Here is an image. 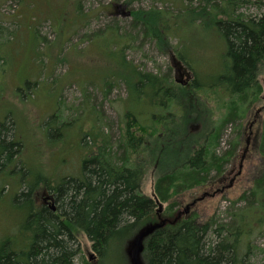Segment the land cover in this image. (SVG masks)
Here are the masks:
<instances>
[{
  "label": "trees",
  "instance_id": "1",
  "mask_svg": "<svg viewBox=\"0 0 264 264\" xmlns=\"http://www.w3.org/2000/svg\"><path fill=\"white\" fill-rule=\"evenodd\" d=\"M196 1L198 5L190 3L176 16L156 7L130 12L134 26L145 37L154 38L162 50H170L177 68L185 64L195 70V78L188 84L172 80L169 74L140 70L123 54L126 40H115L114 30L102 34L108 41L106 55H114L116 67L125 73H113L106 81L108 85L122 81L128 90L122 133L115 141L96 127L83 134L81 140L88 136L94 143L80 142L85 153L81 176L53 182L54 177L40 175L34 184L20 177L28 187L17 191L14 201L26 202L30 210L29 215L23 212V226L18 227L28 239L20 245L15 244V236L10 238L14 243L0 239V264H75L78 232L91 240L98 255L96 264H109L115 246L125 248L118 257L120 264H130L135 236L154 225L157 227L143 240L140 258L144 264H264V260L252 261L253 235L264 226L257 217L264 208V163L253 188L241 197L247 201L246 207L232 212L229 221L204 219L196 211L184 213L180 219L176 214V196L221 176L233 160L241 143V123L234 122L245 116L263 92L259 75L264 67V11L257 16L241 11L249 0ZM258 7L264 10V1ZM77 8L80 12L79 3ZM187 11L195 14V36L216 38L218 57L213 70L202 68L193 54L195 38L186 43V36H180L178 44L184 50L170 45L182 20L192 26ZM2 28L1 34L7 30ZM200 45L195 43V47ZM30 85L28 81L26 86ZM146 104L151 110L144 115ZM190 111L195 112V125L187 123ZM54 113L48 122L60 116L59 111ZM229 122L234 123L237 136L219 153ZM10 128L6 121L0 122L1 175L14 161H21L18 149L23 143L14 133L9 135ZM54 133L50 136H64L57 128ZM261 137L259 150L264 156V123ZM22 164L19 171L25 174ZM149 173L154 180L153 197L141 190ZM41 179L47 185L42 189L56 198L55 211L35 202L34 191ZM165 203L159 211L157 207ZM15 207L18 212L19 206ZM161 219L168 222L159 225ZM260 250L264 252V248Z\"/></svg>",
  "mask_w": 264,
  "mask_h": 264
},
{
  "label": "rangeland",
  "instance_id": "2",
  "mask_svg": "<svg viewBox=\"0 0 264 264\" xmlns=\"http://www.w3.org/2000/svg\"><path fill=\"white\" fill-rule=\"evenodd\" d=\"M259 1L264 0H249L240 10L252 16L261 15L264 10L259 9ZM78 3L80 12H77ZM190 3L198 5L196 0H0V26L7 29L0 33V58H3L0 62V122L6 121L12 130L9 135L14 133L23 143L18 156L26 170L25 174L19 171L23 164L18 159L2 175L0 170V239L15 241L16 245L28 239L20 234L18 227L23 226V212L29 215L30 210L26 202L14 201L17 191L28 187L20 177L34 184L40 175L54 177L53 182L65 176H81L85 153L80 142L94 143L88 136L81 140L83 134L96 127L115 141L122 133L128 90L122 81H113L110 85L106 81L113 78V73H125L116 67L114 55H106L108 41L102 34L114 30L117 32L115 40H126L128 46L123 54L140 70L169 74L178 83V80L182 83L194 80L195 70L185 64L177 68L170 50H162L154 38L145 37L140 27L134 26L130 15L132 10L156 7L168 16H176L184 13L183 8ZM187 12L189 20L193 21L195 14ZM176 28L180 31L171 38L170 45L184 50L185 47L178 44L180 36H186V43L190 37L195 38V43L201 45L191 44L193 54L199 58L197 61L202 68L213 70L218 57L216 38L195 36V21L188 26L182 20ZM179 69L184 74H180ZM259 80L263 87L259 99L241 120L234 122L241 123L238 136L241 143L236 155L221 176L212 177L174 198L179 219L187 210L186 215L196 211L204 219L216 217L226 222L232 212L246 207L247 201L241 197L253 188L264 163L259 150L264 123V67ZM28 81L31 82L29 87L26 86ZM213 98L220 104L217 96ZM150 110L148 104L144 105V115ZM56 111L60 116L48 122ZM188 122L196 124L195 112L190 113ZM234 123L227 124L219 153L227 150L237 136ZM56 128L64 136L51 137ZM46 186L41 179L34 191L36 203L42 201L41 190ZM153 186V175L149 173L141 190L153 197ZM15 205L19 206L18 212ZM166 206L167 203L157 209L162 211ZM257 215L263 226L264 208ZM260 229L253 235L252 261L255 263L264 260V252L260 250L264 248V226ZM15 232L19 236L14 235ZM13 236L15 240L10 239ZM76 237L75 264H96V258L89 259L93 250L91 240L83 232H78ZM211 238L214 237L211 235ZM124 250L115 246L114 259L108 263L120 264L118 257Z\"/></svg>",
  "mask_w": 264,
  "mask_h": 264
},
{
  "label": "water",
  "instance_id": "3",
  "mask_svg": "<svg viewBox=\"0 0 264 264\" xmlns=\"http://www.w3.org/2000/svg\"><path fill=\"white\" fill-rule=\"evenodd\" d=\"M179 72H180V74H184L181 71V69H179ZM178 81L182 83V81H180V80H178ZM160 206H162V205H160ZM159 211H161V210H159ZM186 213H187V210H186ZM166 222H168V220L161 219L159 225H164ZM156 227H157L156 225L149 226L145 230H141L135 236V239H134V242H133L134 244H133V247L131 248V251H130V264H144L141 261V258H140V254H141V252L144 249L143 240L148 235H150ZM95 258H96L95 254L91 253L90 256H89V259L92 260V259H95Z\"/></svg>",
  "mask_w": 264,
  "mask_h": 264
},
{
  "label": "flooded vegetation",
  "instance_id": "4",
  "mask_svg": "<svg viewBox=\"0 0 264 264\" xmlns=\"http://www.w3.org/2000/svg\"><path fill=\"white\" fill-rule=\"evenodd\" d=\"M39 202H40L41 204L47 205L48 207H50V208H51L52 210H54V211H55V209L58 207V205H57V201H56V198H55V204H50L48 201L45 200L44 197H43L42 201L39 200ZM92 252H95V250H94V251L92 250ZM95 253H96V252H95Z\"/></svg>",
  "mask_w": 264,
  "mask_h": 264
}]
</instances>
